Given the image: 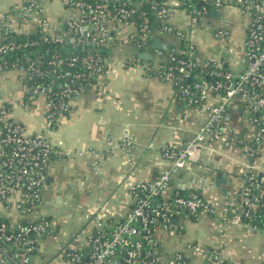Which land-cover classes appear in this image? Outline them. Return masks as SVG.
Returning <instances> with one entry per match:
<instances>
[{"label":"built area","instance_id":"obj_1","mask_svg":"<svg viewBox=\"0 0 264 264\" xmlns=\"http://www.w3.org/2000/svg\"><path fill=\"white\" fill-rule=\"evenodd\" d=\"M63 1L74 14L50 30L42 0H21L14 14L23 19L39 18V23L33 27V30L42 31L38 39L18 40L13 31H21L12 27L6 17L0 21V75L5 70H16L23 92L18 99L6 94L0 78V264H233L219 245L200 240H186L181 248L166 244L171 234L185 233L188 219L197 217L200 210L209 205L195 190L186 194L176 191L170 200L166 192L182 167L201 158L207 138L224 133L228 104L237 96L243 98L256 124V131L245 143L248 154L259 153L264 138L262 5L257 0H233L249 16L246 66L235 72L223 70L220 64H211L209 59L198 56L185 32L166 23L172 11L171 0H130L131 5L128 0L117 5H112L110 0ZM200 1L199 6L193 1L187 4L195 24L212 8L224 3V0ZM141 2L148 3L149 9H144ZM153 17L165 22L167 31H174L182 38L183 48L170 53L165 62L155 64L136 53L130 60L143 65L147 72L172 82L183 102L208 109L209 118L185 144L164 146L163 155L168 163L152 179L134 186L135 204L121 220L115 223L99 220L84 243L67 241L46 263L38 253L44 237L54 225L43 208L49 165L55 156L71 154L58 146L49 133L71 112L80 88L94 85L110 65V59L103 52L112 43L127 39L137 50L150 52L155 36ZM42 42L67 43L70 54L68 57L26 54L12 61L4 58L15 50ZM158 50L163 51L162 48ZM194 73L199 77L188 82ZM214 96L218 99L212 102ZM37 105L44 117L38 128L14 113L16 107L25 110ZM121 143L126 147L132 141L125 139ZM245 178L247 183L242 186L233 210L243 218H252L254 211L264 210V187L260 186L255 172H247Z\"/></svg>","mask_w":264,"mask_h":264},{"label":"crops","instance_id":"obj_2","mask_svg":"<svg viewBox=\"0 0 264 264\" xmlns=\"http://www.w3.org/2000/svg\"><path fill=\"white\" fill-rule=\"evenodd\" d=\"M42 2L50 30L74 14L63 0ZM21 3L0 0V21L6 17L21 32L33 30L38 17L23 19L14 14ZM170 5L166 23L185 32L198 56L224 60L235 72L246 66V10L233 0H224L217 13L210 11L195 24L183 0H171ZM164 24H154V38L173 44L174 49L159 52L153 45L152 63L165 62L167 52H178L184 46L182 38L167 31ZM119 44L109 50L110 65L105 72L94 85L80 88L71 112L49 133L71 154L55 156L49 165L43 208L54 225L38 253L46 263L67 241L84 243L99 220H121L135 204L134 186L152 179L168 163L164 146L185 144L209 118L208 109L183 103L172 82L130 60ZM18 77V72L10 69L0 75L3 84L14 81L18 85ZM21 93L14 98H21ZM216 99L214 96L211 101ZM38 106L16 107L14 113L38 128L44 120ZM223 126V134L207 138L201 158L189 161L174 175L166 193L197 189L209 204L193 220L200 224L199 240L219 245L233 264H264V230L233 210L247 172H255L264 182V138L259 153L249 155L245 143L256 131V124L241 96L229 102ZM125 139L132 144L123 146ZM175 244L171 248H180Z\"/></svg>","mask_w":264,"mask_h":264},{"label":"trees","instance_id":"obj_3","mask_svg":"<svg viewBox=\"0 0 264 264\" xmlns=\"http://www.w3.org/2000/svg\"><path fill=\"white\" fill-rule=\"evenodd\" d=\"M122 1L123 0H111L110 3L112 5H117V4L121 3ZM191 1H193L198 6L201 4L200 0H183V3H184V5L187 6V4L190 3ZM262 1L263 0H257V2H259L261 5H262ZM127 3L131 5L132 2L130 0H128ZM141 3H142V7L144 9H149V4L148 3H146V2H141ZM150 14L153 15L152 10H150ZM135 19L137 20L136 16H135ZM153 20H154V23H156V24H160L161 23V20H156L155 17H153ZM13 34H14L15 38L18 39V40H27V39L33 40V39L40 38V36L42 34V31H41V29L37 28V29L29 31V32L16 33L15 31H13ZM152 42H153V40H151V43H150L151 45H152ZM115 44H116V42L112 43L109 48L111 49L113 46H115ZM67 46H69V44H67V43H60V42L43 43L42 42V43H39V44L30 45L28 47L15 50V52L13 54H8V55L6 54V56L4 58H7L9 61H12L13 59H16L17 57H19L21 59V58L25 57L26 54L31 56V57H33L37 53H44V54H46V56H49V57L52 56L53 54H58V55L60 54V55H62L64 57H68L70 52L66 48ZM109 48H107L103 52L104 56L105 57L107 56V58H109V56H110V51H109L110 49ZM170 53H176V52H174V51L173 52H169V53L167 52L165 54L167 56V58H168ZM209 62L211 64H215V65L220 64V67H222L223 70H229L230 69V67L228 66L227 62L224 61V60L219 63V61H215V60L209 59ZM198 70H199V68H197L196 71H198ZM198 77H199V75L194 73L193 76L189 77L187 81L188 82H193L194 78L197 79ZM208 77H211V76H208ZM212 78L216 79L217 77H212ZM178 97H180V94H178ZM183 103H185V102H183ZM211 136H213V135H211ZM211 136H209V137H211ZM244 183H247L246 178H244ZM260 186L264 187V182L263 181H260ZM194 190L197 191L199 194H201L197 189H194ZM176 191H178L179 193H182V194H186V193H188V192H190L192 190H186V189L179 188V189L175 190V192ZM175 192H173L171 195L168 196V200L172 199V195H174ZM193 218L196 219L197 217H193ZM246 219L251 224L258 225V227L260 229L264 230V210L263 209L260 208V209H258L256 211H254L253 214H252V218H246Z\"/></svg>","mask_w":264,"mask_h":264},{"label":"rangeland","instance_id":"obj_4","mask_svg":"<svg viewBox=\"0 0 264 264\" xmlns=\"http://www.w3.org/2000/svg\"><path fill=\"white\" fill-rule=\"evenodd\" d=\"M119 47H120L119 50L125 51L124 54L126 53L125 56H128V57L135 54V52L137 50L136 46L128 40L123 41V43L120 42ZM21 89L22 88H21L20 83L17 85L16 82H14V81L3 84L4 92L10 93L13 97L16 96V94L21 96V94H22ZM193 220H195V218H193L192 220L188 219V221L186 223V227H185L187 231L185 233L180 234V235L171 234L170 236H168L167 240L165 241L166 244L169 247H172L173 243H177L178 247L181 248V247H183V243H185L186 239L199 240L201 238V236L199 234L200 233V229H199L200 224L198 225L197 223H194ZM201 234H202V231H201ZM177 244H175V245H177Z\"/></svg>","mask_w":264,"mask_h":264},{"label":"water","instance_id":"obj_5","mask_svg":"<svg viewBox=\"0 0 264 264\" xmlns=\"http://www.w3.org/2000/svg\"><path fill=\"white\" fill-rule=\"evenodd\" d=\"M211 13L215 14L217 13V8H213L211 10ZM152 44L157 47V48H162V49H174V45L173 44H166L164 41H162L160 38L155 37L153 39ZM136 54L140 57L143 58L145 60H151L153 59V54L147 50H143V51H139L136 50Z\"/></svg>","mask_w":264,"mask_h":264}]
</instances>
